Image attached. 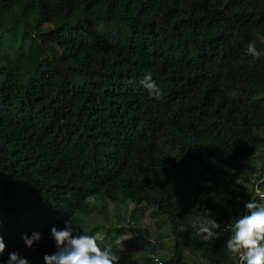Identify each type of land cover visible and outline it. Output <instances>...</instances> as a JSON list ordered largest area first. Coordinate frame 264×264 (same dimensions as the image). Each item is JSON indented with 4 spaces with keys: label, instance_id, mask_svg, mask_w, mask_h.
Returning a JSON list of instances; mask_svg holds the SVG:
<instances>
[{
    "label": "trees",
    "instance_id": "1",
    "mask_svg": "<svg viewBox=\"0 0 264 264\" xmlns=\"http://www.w3.org/2000/svg\"><path fill=\"white\" fill-rule=\"evenodd\" d=\"M253 199L264 203V0H0V264L14 251L46 264L51 229L69 223L103 230L119 264H239L227 228ZM109 203L129 213L99 225ZM146 212L155 228L139 249L162 252L139 262L117 237ZM203 213L220 220L211 240L190 224Z\"/></svg>",
    "mask_w": 264,
    "mask_h": 264
},
{
    "label": "clouds",
    "instance_id": "2",
    "mask_svg": "<svg viewBox=\"0 0 264 264\" xmlns=\"http://www.w3.org/2000/svg\"><path fill=\"white\" fill-rule=\"evenodd\" d=\"M246 53L254 60L261 58L255 41L248 44ZM141 85L154 99H160L162 89L153 79L151 73H146L140 81ZM247 210L235 219L230 228L231 236L227 241L226 249L229 253L238 257L239 264H264V203H257L255 199L245 205ZM197 222L190 221L191 227L196 230L197 236L203 235L205 240H211L217 236L214 231L220 228L210 214H205L204 219ZM74 224L69 223L64 229H51V236L56 243L57 251L51 255L46 254V264H119L120 256L111 250V247L102 248L95 235H74ZM179 231H185L184 225H180ZM87 233V232H86ZM26 245L31 248L41 239L39 233H33L31 237H23ZM6 245L0 236V254L5 251ZM8 264H29L27 258L19 252L9 253Z\"/></svg>",
    "mask_w": 264,
    "mask_h": 264
},
{
    "label": "rangeland",
    "instance_id": "3",
    "mask_svg": "<svg viewBox=\"0 0 264 264\" xmlns=\"http://www.w3.org/2000/svg\"><path fill=\"white\" fill-rule=\"evenodd\" d=\"M47 25H45L43 28H46ZM261 153V147H259V151L257 153ZM108 221L106 222L103 218L102 215H99L98 213H96V215H92V218L94 219V221H96L99 225L105 223L106 225L109 223L111 225L116 224L117 223V218L116 217H127L128 213H129V209H127L124 206H119V205H114L112 203L108 204ZM205 214H210V218L215 219L217 221V223H220V220L218 219V217L212 213H203L200 215L199 220H203ZM119 215V216H117ZM121 215V216H120ZM140 223H138L137 225L135 224H129L128 226L131 227V230H129V232H126L125 234L117 237V243H119L122 247H126L127 249L130 250L132 258H135L136 261H141L142 259H144L146 257H155L158 258L162 252L161 249H159V251L156 252H152L149 249H147L144 252H141L139 249V235H143L146 237V231L151 232L154 228V220L152 217H150L149 213L146 212L141 216L140 219ZM121 221H123V218H121ZM127 222V221H126ZM128 223V222H127ZM147 228V229H146ZM158 233V232H157ZM156 233V234H157ZM96 237H103V230L99 231L96 234ZM135 238L136 240L132 241V239ZM148 238L152 241L153 244H156L155 242V238L152 235H149ZM167 239V238H166ZM165 242H167V244L165 243L166 246H168V244L172 243V239L171 241L169 239H167ZM145 253V254H143ZM144 255V256H143Z\"/></svg>",
    "mask_w": 264,
    "mask_h": 264
}]
</instances>
